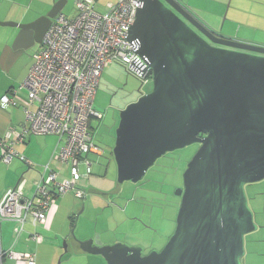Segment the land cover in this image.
I'll return each instance as SVG.
<instances>
[{
	"label": "water",
	"instance_id": "water-1",
	"mask_svg": "<svg viewBox=\"0 0 264 264\" xmlns=\"http://www.w3.org/2000/svg\"><path fill=\"white\" fill-rule=\"evenodd\" d=\"M66 3L55 0L30 22L0 21L19 30L12 47L42 44ZM129 39L139 45L153 88L121 110L117 181L138 182L167 152L200 147L160 251L103 245L99 236L80 241L81 249L108 264H243L245 235L258 227L245 185L264 179V46L213 31L176 0H143Z\"/></svg>",
	"mask_w": 264,
	"mask_h": 264
},
{
	"label": "built area",
	"instance_id": "built-area-1",
	"mask_svg": "<svg viewBox=\"0 0 264 264\" xmlns=\"http://www.w3.org/2000/svg\"><path fill=\"white\" fill-rule=\"evenodd\" d=\"M74 2L77 16L60 12L52 19L40 49L32 55L27 77L20 87L0 98L4 108L20 104L25 111L22 126L0 138V160L10 163L20 158L33 167V161L19 153L14 144L25 142L29 135L49 134L58 138L52 161L62 165L59 170L52 168L51 162L45 164L32 195L20 183L0 197V226L2 222H13L15 236L7 249L0 241V264L5 259L15 264H37L36 253L13 249L27 225L47 226L48 213L62 196H86L81 182L93 172L89 154L102 153L94 144L98 127L92 126V120L100 122L103 116V111L94 108V102L105 68L113 63L125 66L142 84L152 75L151 70L145 71L147 64L138 53V43L129 39L143 0L108 2L103 11L98 9L99 0ZM27 239L39 244L44 237L34 230Z\"/></svg>",
	"mask_w": 264,
	"mask_h": 264
},
{
	"label": "rangeland",
	"instance_id": "rangeland-1",
	"mask_svg": "<svg viewBox=\"0 0 264 264\" xmlns=\"http://www.w3.org/2000/svg\"><path fill=\"white\" fill-rule=\"evenodd\" d=\"M54 1L0 0V21L29 22L39 17L32 16L37 11L42 10L44 13H47L54 4ZM105 1L99 0L98 7L100 9L104 8ZM113 1L115 2V0ZM14 4L17 5L18 16H14L10 12ZM63 12L71 17L77 16L79 12L76 9L74 0H67ZM224 18L221 24L224 22ZM17 32L18 30L15 27L0 25V39H5L6 34L17 35ZM5 41L9 42V40ZM34 47V51L38 49V45ZM22 60L23 57H19V63ZM1 70L0 84L3 85L7 74L6 71ZM119 83L126 84L127 91L138 94L139 92L148 93L153 88L152 77L147 83L142 84V80L133 73H129L125 66L118 63L110 64L105 68L96 94L94 102L96 109L107 111L110 107L111 110L110 90L113 84ZM138 94L133 96L131 100L136 99ZM127 100L119 96L112 102V105H124L127 103ZM98 124L97 120H92L93 127H98ZM33 137L40 139L38 144L36 143L39 156H42L44 153L46 155L50 150H53L57 143L56 136L33 135ZM114 144L115 136L108 143L110 148L105 150L103 155L89 154V158L93 162V172L89 179L81 182V185L87 191L86 199L76 198L72 193L60 197L59 203L62 206L65 205L68 209L71 207L69 217L71 216L74 224L76 223L74 233L71 232V234L63 238L61 243L65 248V245H72L74 239L78 242L82 241L79 238L81 231L84 234L93 233L94 236H99L101 240L100 232L110 229L112 232L119 231V233H122L121 240L111 244L122 242L125 238L124 234H127L129 236L141 237L144 244L134 245L130 242L124 243L132 247H142L143 254H148L155 249L161 250L175 229L176 216L181 201L178 190L184 184L183 174L188 162L198 151L200 144L193 143L186 147L167 152L148 169L142 180L138 182L128 180L122 184L117 181L118 169L113 154ZM80 169L81 171L84 170L83 167H80ZM24 178L27 182V190L26 188L25 190L29 192V188L33 189V183L36 179L34 171L26 173ZM245 191L248 204L254 214V220L258 227L245 235V254L241 261L243 264H264V179L247 183ZM62 202L64 203L62 204ZM83 205L85 207L82 209ZM77 216L79 217L77 218ZM128 218L131 220H128ZM135 218L147 221L146 223L150 225V230L152 231L148 234L136 232L135 224L131 223ZM88 219H91V221ZM123 219L126 220L124 221ZM116 222L121 223V228L116 225ZM3 229L5 232L11 231L10 226L6 225V223L3 224ZM72 229L73 227L69 228V232ZM123 230L126 232H122ZM112 232L111 234H113ZM160 233H163V236H160ZM111 234L106 235V237H110Z\"/></svg>",
	"mask_w": 264,
	"mask_h": 264
},
{
	"label": "crops",
	"instance_id": "crops-1",
	"mask_svg": "<svg viewBox=\"0 0 264 264\" xmlns=\"http://www.w3.org/2000/svg\"><path fill=\"white\" fill-rule=\"evenodd\" d=\"M105 2L103 9L98 7L100 11L105 9L108 2L114 1L106 0ZM180 2L185 8L193 12L202 23L217 33L228 38L253 42L264 46V0H180ZM10 12L14 16L19 15L16 4L13 5ZM47 13L41 10L37 11V13H34L32 16L40 17ZM223 18L224 22L221 24ZM16 36L17 35L6 34L5 39H0V72L2 71L1 69H3L7 74L3 85L0 84V98L5 93L20 87L29 73L32 63V53L35 52L34 46L27 49H14L12 45ZM5 40H9V42ZM29 50L31 51L26 53ZM19 57H23L20 63ZM24 119L25 111L22 105L19 104L8 108H4L0 105V138H4L12 129H19L24 123ZM54 136L55 135H46V137ZM39 140L40 139L34 138L33 135H29L25 142L14 144L15 149L19 153L33 161V167L27 165L20 158H14L10 163H5L0 160V197L8 188L14 187L20 183H22L24 189L26 188L27 190V182L24 178L26 173L34 171L36 176L34 182H36L40 179L43 166L49 162H51V167L54 169L60 170L62 168L61 164L52 161L53 152L57 147V143L53 150H50L46 155L44 153L42 156H39L36 146ZM2 152L3 150L0 147V155ZM33 192L34 187L33 189L29 188V192L26 193L32 195ZM84 199H86V197ZM59 200L60 198L58 199L57 205L53 206L48 213L47 226L34 228L27 225L26 230L20 235L13 249L16 251H30L36 253L37 264H108L101 255L89 254L83 251L76 239H74L72 245H65L64 248L61 242L63 238L71 234V232L74 233L73 229L69 232V228H74V222L71 216L69 217L71 207L68 209L65 205L62 206ZM63 203L64 202H62V204ZM88 220L91 221V219ZM123 220L125 221L126 219ZM128 220L131 219L128 218ZM146 222L143 219L139 220L135 218L131 223L135 224L134 227L136 228V232L148 234L152 230H150V225ZM5 223L10 226V232L4 231L3 224ZM13 224V222L7 221L2 222L0 226V241L3 249L9 248L13 244L15 238L12 230ZM116 225L121 228L120 222H116ZM34 230H37L43 235L44 240L42 243L38 244L34 240L27 239L29 232ZM111 232L112 230L110 229L100 232L103 244H111L121 240V232H112L113 234H111ZM122 232L126 231L123 230ZM80 234L79 238H81V240L94 237L93 233L84 234L81 231ZM110 234V237H106V235ZM124 235L125 238L122 242H130L134 245L144 244L140 236ZM160 236H163V233H160ZM5 263L15 264L14 261L10 259H5L4 264Z\"/></svg>",
	"mask_w": 264,
	"mask_h": 264
},
{
	"label": "flooded vegetation",
	"instance_id": "flooded-vegetation-1",
	"mask_svg": "<svg viewBox=\"0 0 264 264\" xmlns=\"http://www.w3.org/2000/svg\"><path fill=\"white\" fill-rule=\"evenodd\" d=\"M136 94H138V93L127 91L126 84H123V83H119V84H115V85L113 84V87L111 88L110 94H109L110 102H111V110L109 107V109L107 111H103V116L101 119L102 125H101L99 132H98L99 141L103 144L105 150H108L110 148L108 146V143L111 141L113 136H115V138H116V129L118 127V123L120 120L121 110H123L131 102L136 101L141 96V94H144V93L139 92V94L137 95V98L134 100H131V98L133 96H135ZM119 96L123 97V99H128L127 103H125L124 105H118V106L112 105V102L115 101L116 97H119ZM106 194H104V195H106ZM98 240L103 244V242L100 240V238H98ZM155 250H158V249H155ZM158 251H160V250H158Z\"/></svg>",
	"mask_w": 264,
	"mask_h": 264
},
{
	"label": "trees",
	"instance_id": "trees-1",
	"mask_svg": "<svg viewBox=\"0 0 264 264\" xmlns=\"http://www.w3.org/2000/svg\"><path fill=\"white\" fill-rule=\"evenodd\" d=\"M179 2H180V0H179ZM187 9V8H186ZM188 10V9H187ZM190 13H192L193 14V12H191L190 10H188ZM194 15V14H193ZM195 16V15H194ZM196 17V16H195ZM198 20H200L198 17H196ZM213 30V29H212ZM214 31V30H213ZM216 32V31H215ZM40 47H41V44H39L38 45V49H40ZM38 49H36V50H38ZM35 50V51H36ZM34 53V52H33ZM31 65H32V63H31ZM31 67V66H30ZM30 70V69H29ZM150 74H152V73H150ZM135 75V74H134ZM136 76V75H135ZM151 77H152V75H151ZM7 93H9V92H7ZM95 108V107H94ZM102 111V110H101ZM99 122V121H98ZM101 125H102V122L100 121L99 122V124H98V128L97 129H95V131H94V134H95V137H94V144L95 145H97L101 150H102V153L100 154V155H103L104 153H105V148H104V146H103V144L99 141V138H98V132H99V130H100V128H101ZM49 135V134H48ZM94 155H99V154H94ZM54 162H56V163H58L57 161H54Z\"/></svg>",
	"mask_w": 264,
	"mask_h": 264
},
{
	"label": "clouds",
	"instance_id": "clouds-1",
	"mask_svg": "<svg viewBox=\"0 0 264 264\" xmlns=\"http://www.w3.org/2000/svg\"><path fill=\"white\" fill-rule=\"evenodd\" d=\"M63 12V11H62ZM152 73V72H151ZM84 199V198H83Z\"/></svg>",
	"mask_w": 264,
	"mask_h": 264
},
{
	"label": "bare ground",
	"instance_id": "bare-ground-1",
	"mask_svg": "<svg viewBox=\"0 0 264 264\" xmlns=\"http://www.w3.org/2000/svg\"><path fill=\"white\" fill-rule=\"evenodd\" d=\"M62 12V11H61Z\"/></svg>",
	"mask_w": 264,
	"mask_h": 264
}]
</instances>
